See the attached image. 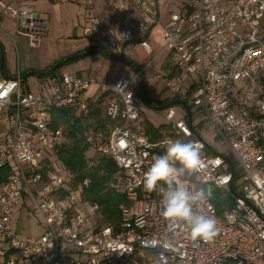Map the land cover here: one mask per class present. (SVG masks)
<instances>
[{"label": "built area", "instance_id": "obj_1", "mask_svg": "<svg viewBox=\"0 0 264 264\" xmlns=\"http://www.w3.org/2000/svg\"><path fill=\"white\" fill-rule=\"evenodd\" d=\"M115 18L113 38L104 23L88 16L82 35L120 58L123 46L143 57L131 77L82 76L66 72L44 75L35 93L22 74L0 77V260L5 264H264V0H191L171 12L162 26V50H168L171 73L164 86L172 94L191 91L189 102L201 110L210 129L232 155H218L201 138L190 139L191 125L168 107L164 118L175 134L198 142L206 161L203 171L182 180L201 190L204 214L219 220L211 241L187 239L183 225L161 216V193L147 191L144 174L169 137L153 138L142 123L144 100L138 90L152 56L147 34L159 23L158 0H104ZM93 0H86L91 5ZM0 14L15 23V32L31 45L46 23L30 3L0 0ZM1 24V22H0ZM1 30V27H0ZM12 40L13 38L9 36ZM122 48V49H119ZM157 82L163 76L151 74ZM104 99L108 133L89 132L87 156L109 158L115 165L113 190L122 196L119 220L101 221L98 205L84 198L89 178L75 180L53 154L66 142L62 125H53L56 107L89 110L90 86ZM191 111L192 108H191ZM186 113V111H185ZM174 120V121H173ZM209 150L212 152L209 153ZM239 169H234L226 157ZM193 178V179H192ZM229 194L232 204L220 214L208 197ZM21 210L37 215L42 231L18 237L13 225Z\"/></svg>", "mask_w": 264, "mask_h": 264}, {"label": "rangeland", "instance_id": "obj_2", "mask_svg": "<svg viewBox=\"0 0 264 264\" xmlns=\"http://www.w3.org/2000/svg\"><path fill=\"white\" fill-rule=\"evenodd\" d=\"M75 3L76 2H74L72 6L68 7L62 12L63 14L60 21H57L55 18L53 20V24H55L54 27L56 29L63 27L57 31V33L61 34L62 37H64V31L66 30L65 27H69V25L72 28L74 27L78 31H80V27H82L85 19L89 15L87 7L80 8V5L78 3ZM158 3L160 11L159 23L154 26L151 34H149L147 37L148 44L152 51V56L156 55L163 48V43H157V41L160 40L164 35L162 26L168 21L169 14L171 12L184 11L185 9H187L186 5H189L191 3V0H159ZM61 23L63 24V26H61ZM8 40H10L9 37H7L2 31H0V41L8 42ZM138 53L139 54L132 50V46L130 44H126L125 46H123V50L121 53L124 55V59H121L118 52L115 51V48L109 46L104 50V53H88L76 60L67 62L64 65L60 66L57 69V72H66L79 75H86L90 72H97L101 76L110 78H117L120 76L131 77L135 74L136 71L134 67L128 63V60L139 62L141 67L144 64V62L139 61L140 58L143 57V54H141V52ZM88 62L89 65L86 66ZM76 64H80L81 67L78 68ZM171 71L172 67L168 63V50H162L160 53H158V55L150 63V65L143 70L142 78H139V80L142 79L143 92L145 93L149 101L152 104H155V107L152 108L148 105H145L142 110L143 112L141 113V119L148 133L152 137H169L172 140L179 139L183 142H187L189 141L188 138H185L182 135L175 134L174 129L170 126V124L166 122L164 115L167 111V107L160 108L161 105H159L161 102L169 99L173 95L171 91L166 89L164 86V76L171 73ZM151 74H159L163 77L155 82L152 79ZM34 80V76H32L29 80L31 93H35V91H37L38 89L37 85H34ZM98 96L99 94L97 93L96 97ZM190 101L191 94L189 96V102ZM171 107L176 112L174 120L183 119L185 123L189 125V117L186 115L185 110H183L179 105H173ZM101 109H104V104H101ZM192 110L191 126L194 132L189 138H201L218 155H232L225 144H223L219 137H217L215 133L210 129L209 123L207 122L205 117H203L201 110H196L194 107H192ZM88 122L92 121L88 120ZM91 124L93 125L94 123L92 122ZM194 183L196 190L199 192L201 190L211 189L210 185L199 183L195 179ZM218 193L223 194L221 192ZM13 225L18 229V237H23L30 234L37 235L42 231V221L40 217L29 213L26 210H21L17 214L14 219Z\"/></svg>", "mask_w": 264, "mask_h": 264}, {"label": "trees", "instance_id": "obj_3", "mask_svg": "<svg viewBox=\"0 0 264 264\" xmlns=\"http://www.w3.org/2000/svg\"><path fill=\"white\" fill-rule=\"evenodd\" d=\"M187 8L189 5H186ZM94 51L88 50L82 54H75L73 56L66 57L52 63L50 66L42 71H33L31 73L37 74L39 77L49 75L57 72V69L67 62L73 61ZM104 53L103 50H99ZM121 59H124L122 57ZM126 59V58H125ZM135 71H138L141 67L139 62L129 61ZM142 78V75L141 77ZM138 90L143 97L144 104L154 108L155 104H152L143 92V81L139 80ZM190 90L185 93L173 94L169 99L164 100L159 105L160 108L171 107L173 105H179L186 111V115L190 118L189 124L191 125L192 117V105L189 103ZM103 96H98L95 101H91L89 104V110L86 113H77L72 107H56L52 111V123L53 125H62L65 129L66 142L54 150L53 154L56 156L57 161L63 168L71 170L75 174V180H82L89 178L90 183L84 190V198L90 203L98 205L100 212V219L105 224H116L119 220L118 204L123 200L122 196L113 190V173L115 171L114 163L107 157H96L94 161L87 156L88 144L85 140L86 135L89 132H96L103 130L104 134L108 133L106 127L107 119L104 115V110L101 109L103 104ZM91 120L92 122H88ZM192 128V126H191ZM192 132H194L192 128ZM155 138V137H154ZM212 150H209V153ZM226 156V155H225ZM230 162L231 167L234 169V179L239 177V169L236 163L228 156L226 157ZM9 172L8 167L0 169V177L5 178ZM208 197L213 202L218 213H222L224 208L232 204V196L229 194H220L216 191L209 193ZM0 264H5L0 260Z\"/></svg>", "mask_w": 264, "mask_h": 264}, {"label": "crops", "instance_id": "obj_4", "mask_svg": "<svg viewBox=\"0 0 264 264\" xmlns=\"http://www.w3.org/2000/svg\"><path fill=\"white\" fill-rule=\"evenodd\" d=\"M10 5H16L20 2L32 4L40 18L46 23V30L41 34L39 42L35 45H31L26 39L27 37L22 34L15 32L14 21L3 14H0V27L1 30L7 37L8 42L0 41V77H11L17 71H19L23 78L25 87L30 91L29 80L34 76V85L39 87V77L37 74L31 73L33 71H42L52 63L64 59L75 54H82L93 49L89 53H103L102 50L95 46V43L82 35V27L85 24V19L80 31L76 28L65 27L64 37L58 34L57 31L63 27L56 29L54 27V18L60 21L62 18V12L68 7L72 6L74 2L80 5V8L87 7L89 15H96L106 26L109 31L110 37L114 36L115 29V18L111 12L109 5L104 0H93L91 5L86 4V0H6ZM159 1V0H158ZM75 3V4H76ZM158 10H159V3ZM160 15V11H159ZM61 26L63 24L61 23ZM153 30V29H152ZM151 30V31H152ZM151 31L147 34H151ZM14 45H13V43ZM17 43V44H16ZM104 51V50H103ZM142 61V60H139ZM80 68V64H76ZM89 65V62L86 66ZM101 76L97 72H90L82 76ZM30 77V78H29ZM90 94V101L96 100V94L98 91L95 86H90L88 90ZM99 94V93H98ZM145 107V105H144ZM143 112V111H142ZM141 112V113H142ZM204 117V115H203ZM190 121V118H189ZM154 138V137H153ZM156 138V137H155Z\"/></svg>", "mask_w": 264, "mask_h": 264}, {"label": "clouds", "instance_id": "obj_5", "mask_svg": "<svg viewBox=\"0 0 264 264\" xmlns=\"http://www.w3.org/2000/svg\"><path fill=\"white\" fill-rule=\"evenodd\" d=\"M206 167L202 146L195 141L168 140L165 152L154 157L144 174L143 186L147 191L161 193V216L169 222L183 225L187 239L211 242L219 232V220L204 214L202 192L192 191L182 177L201 172Z\"/></svg>", "mask_w": 264, "mask_h": 264}]
</instances>
